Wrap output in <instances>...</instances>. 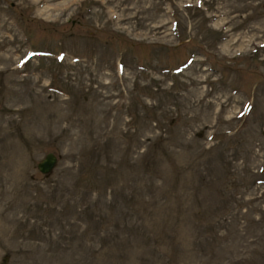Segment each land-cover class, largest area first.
I'll return each instance as SVG.
<instances>
[{
  "label": "rangeland",
  "instance_id": "374dc122",
  "mask_svg": "<svg viewBox=\"0 0 264 264\" xmlns=\"http://www.w3.org/2000/svg\"><path fill=\"white\" fill-rule=\"evenodd\" d=\"M263 167L264 0H0V264H264Z\"/></svg>",
  "mask_w": 264,
  "mask_h": 264
},
{
  "label": "water",
  "instance_id": "95a60500",
  "mask_svg": "<svg viewBox=\"0 0 264 264\" xmlns=\"http://www.w3.org/2000/svg\"><path fill=\"white\" fill-rule=\"evenodd\" d=\"M56 156L52 152H47L43 157L36 163V169L40 174H48L55 166ZM263 184H264V167L262 169Z\"/></svg>",
  "mask_w": 264,
  "mask_h": 264
}]
</instances>
